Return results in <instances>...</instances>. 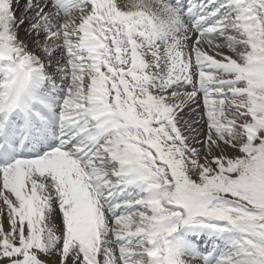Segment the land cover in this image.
<instances>
[{
    "label": "snow or ice",
    "instance_id": "obj_1",
    "mask_svg": "<svg viewBox=\"0 0 264 264\" xmlns=\"http://www.w3.org/2000/svg\"><path fill=\"white\" fill-rule=\"evenodd\" d=\"M0 203V264H264V0H0Z\"/></svg>",
    "mask_w": 264,
    "mask_h": 264
},
{
    "label": "bare ground",
    "instance_id": "obj_2",
    "mask_svg": "<svg viewBox=\"0 0 264 264\" xmlns=\"http://www.w3.org/2000/svg\"><path fill=\"white\" fill-rule=\"evenodd\" d=\"M188 1H190V0H183V2L185 4H187ZM195 2H203V0H195ZM21 10H23V7H20V10L16 12V15ZM21 35H22V38H23V32L21 33ZM227 52H228V50H227ZM202 101H203V97L201 96L199 98V100H198V103L193 104L192 108L187 109L186 112H185V115H184V119L186 121L190 120L192 123H194L197 126L198 130L200 131V133H201V129H204V128L207 127L205 119H202L203 120V124L201 123L202 125L198 124V118H199V115H201V114H199V111L203 112V116L201 115V117H204V115H205V113H204L205 108H204V104L201 103ZM193 108H195L197 110L195 113L193 112ZM2 208H3V205H2V203H0V209H2ZM57 222H59V218L58 217H57ZM3 223H4V226H5V229H7L8 228L7 217L3 218ZM194 263H196V262H194Z\"/></svg>",
    "mask_w": 264,
    "mask_h": 264
},
{
    "label": "rangeland",
    "instance_id": "obj_3",
    "mask_svg": "<svg viewBox=\"0 0 264 264\" xmlns=\"http://www.w3.org/2000/svg\"><path fill=\"white\" fill-rule=\"evenodd\" d=\"M23 15H24V9L17 13V17H18V18H19V17H22ZM225 52H227V49L225 50ZM229 54H230V53H229ZM201 103L204 104V101H202ZM204 113H205V111H204ZM199 114H201V115L203 116V112H200V111H199ZM201 115H199V118H198V124H200V125L203 124V120L201 119ZM201 123H202V124H201ZM193 124H194V123H193ZM195 126H196V125H195ZM196 128H197V126H196ZM197 129H198V128H197ZM206 129H207V127L204 128V129H201V133H200V139H201V140H204V139H205V136H206ZM199 146H200V145H198V147H199ZM226 152H227V155H228L229 157H235V156L241 155L238 151H236V150H234V149H232V148H230V147H227V148H226ZM217 155H220V153L218 152ZM57 217L59 218V214H58V213H57ZM203 241H204V240H203ZM205 243H207V241H206ZM217 243H219V242L217 241ZM209 244H210V243H209ZM209 244H207V245H209ZM117 247H118V246H117ZM208 248H211V244H210V246H209ZM41 259H42V260H45V261L47 262V264H59V257H58V256H53V257L51 258V260H49V258L46 257V256H41ZM194 262H196V263H194ZM194 262H193V264H203V261H201V260H196V261H194Z\"/></svg>",
    "mask_w": 264,
    "mask_h": 264
}]
</instances>
